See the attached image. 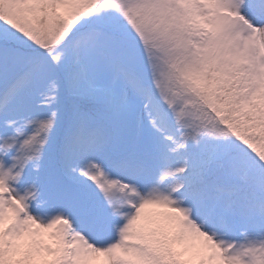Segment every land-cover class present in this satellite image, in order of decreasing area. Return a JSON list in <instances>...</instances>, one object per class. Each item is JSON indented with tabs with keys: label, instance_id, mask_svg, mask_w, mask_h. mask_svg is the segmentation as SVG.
Wrapping results in <instances>:
<instances>
[{
	"label": "snow or ice",
	"instance_id": "6c2138e0",
	"mask_svg": "<svg viewBox=\"0 0 264 264\" xmlns=\"http://www.w3.org/2000/svg\"><path fill=\"white\" fill-rule=\"evenodd\" d=\"M0 264H264V0H0Z\"/></svg>",
	"mask_w": 264,
	"mask_h": 264
}]
</instances>
